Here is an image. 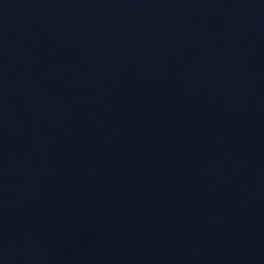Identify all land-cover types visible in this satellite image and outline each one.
Listing matches in <instances>:
<instances>
[{
  "label": "water",
  "instance_id": "1",
  "mask_svg": "<svg viewBox=\"0 0 264 264\" xmlns=\"http://www.w3.org/2000/svg\"><path fill=\"white\" fill-rule=\"evenodd\" d=\"M0 264H264V0H0Z\"/></svg>",
  "mask_w": 264,
  "mask_h": 264
}]
</instances>
